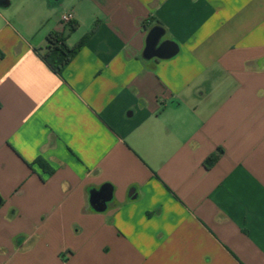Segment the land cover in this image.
Instances as JSON below:
<instances>
[{
	"label": "crops",
	"instance_id": "0c3cea01",
	"mask_svg": "<svg viewBox=\"0 0 264 264\" xmlns=\"http://www.w3.org/2000/svg\"><path fill=\"white\" fill-rule=\"evenodd\" d=\"M0 199V264H264V0H0Z\"/></svg>",
	"mask_w": 264,
	"mask_h": 264
},
{
	"label": "water",
	"instance_id": "95a60500",
	"mask_svg": "<svg viewBox=\"0 0 264 264\" xmlns=\"http://www.w3.org/2000/svg\"><path fill=\"white\" fill-rule=\"evenodd\" d=\"M164 31L159 26H153L147 33L145 47L142 53V59L165 60L174 57L178 52L177 45L170 40H164ZM112 189L108 185H103L97 190H91L89 193V203L93 210L102 212L111 201ZM1 204V199H0Z\"/></svg>",
	"mask_w": 264,
	"mask_h": 264
},
{
	"label": "trees",
	"instance_id": "16d2710c",
	"mask_svg": "<svg viewBox=\"0 0 264 264\" xmlns=\"http://www.w3.org/2000/svg\"><path fill=\"white\" fill-rule=\"evenodd\" d=\"M77 47L69 48L64 42V38L56 33H49L46 37V48L42 55V60L51 68V70L59 74L74 56ZM216 161V156L208 157L204 164L209 168ZM18 238L15 239V243Z\"/></svg>",
	"mask_w": 264,
	"mask_h": 264
},
{
	"label": "built area",
	"instance_id": "2783aa9c",
	"mask_svg": "<svg viewBox=\"0 0 264 264\" xmlns=\"http://www.w3.org/2000/svg\"><path fill=\"white\" fill-rule=\"evenodd\" d=\"M72 13L71 12H65L61 15V22L64 23V24H69L71 21H72Z\"/></svg>",
	"mask_w": 264,
	"mask_h": 264
}]
</instances>
